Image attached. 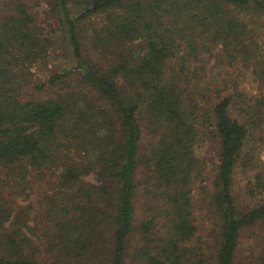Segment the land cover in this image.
I'll return each mask as SVG.
<instances>
[{"label":"trees","instance_id":"16d2710c","mask_svg":"<svg viewBox=\"0 0 264 264\" xmlns=\"http://www.w3.org/2000/svg\"><path fill=\"white\" fill-rule=\"evenodd\" d=\"M242 66L263 124L264 0H0V264H264Z\"/></svg>","mask_w":264,"mask_h":264},{"label":"rangeland","instance_id":"374dc122","mask_svg":"<svg viewBox=\"0 0 264 264\" xmlns=\"http://www.w3.org/2000/svg\"><path fill=\"white\" fill-rule=\"evenodd\" d=\"M54 63V62H52ZM51 63V64H52ZM209 72H216L218 70L217 63H215L214 59H211L210 63L206 65ZM238 66L241 64L238 63ZM50 69H44L42 71L37 70V74L39 73L40 77L45 78L47 74L50 73L51 67L48 66ZM240 73V76L236 75V72L233 67H227L223 70L222 76L225 77V80H219L221 85L230 84L229 86L232 87V83L238 82L239 90L238 93L241 94V97L236 102L234 108H232V112L234 116L240 117L242 120L248 121V126L250 128V144L246 146V151L250 154L256 152V154H260L261 158H264V123L259 124V116L261 113H257L253 111L252 106L255 105V102L251 101V96H258L260 91L258 89L256 83V77L253 73L252 67L247 69L242 66V68H237ZM226 71L228 72L226 74ZM226 93V92H222ZM250 107L252 110H250ZM200 143V142H199ZM256 150V151H255ZM197 154L201 156L205 160V165L207 171L211 169H215L216 167V156L215 152L212 149V146L209 143L207 138L204 139L203 142L200 143L197 149ZM214 162H213V161ZM254 171H245L242 167H238L235 170V188L236 190L243 196V190L245 191V185L247 184L248 180L253 176ZM94 178H91V180ZM195 190V201L197 205L196 216L198 220V224L200 226V235L203 237L204 240H210L212 238V230L214 229L215 223L210 217L211 213L207 211V207L204 206L203 201V193L201 190L198 189L197 185H194ZM244 197V196H243ZM264 198V195H260L259 198ZM242 198V197H241ZM35 225V222H34ZM138 236L135 235V239ZM38 240V239H36ZM253 242V236L251 233L247 232L244 234L242 241H241V250L239 254L240 260H246V256L249 254L248 245L249 243ZM197 243V242H195ZM207 243H204V247H206Z\"/></svg>","mask_w":264,"mask_h":264}]
</instances>
